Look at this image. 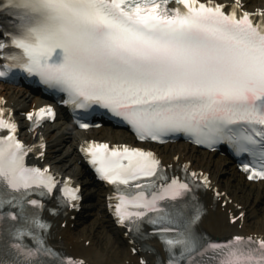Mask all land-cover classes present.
Here are the masks:
<instances>
[{"label": "snow or ice", "instance_id": "snow-or-ice-1", "mask_svg": "<svg viewBox=\"0 0 264 264\" xmlns=\"http://www.w3.org/2000/svg\"><path fill=\"white\" fill-rule=\"evenodd\" d=\"M0 14L12 18L11 27L0 23V77H35L66 94L62 103L74 112L106 110L141 140L184 134L209 148L226 142L236 155H247L239 164L246 176L264 180V6L249 9L245 0H175V6L170 0H0ZM25 115L35 128L54 109L44 105ZM17 127L0 106L6 133L0 134V264H88L48 243L43 197L57 181L48 165L27 162L34 146L18 138ZM43 147L41 137L37 155ZM82 151L99 176L117 186V222L143 239L159 238L167 253L160 264H264V234L214 240L200 231L207 208L198 192L213 188L207 173L189 172L185 163L183 177L169 175L153 151L126 144L92 141ZM62 184L59 204L79 207V185L68 178ZM213 194L229 202L218 189ZM141 264L148 262L141 258Z\"/></svg>", "mask_w": 264, "mask_h": 264}, {"label": "bare ground", "instance_id": "bare-ground-1", "mask_svg": "<svg viewBox=\"0 0 264 264\" xmlns=\"http://www.w3.org/2000/svg\"><path fill=\"white\" fill-rule=\"evenodd\" d=\"M254 2L257 3L258 0ZM3 91L8 97L16 99L14 106H18L21 100L29 96L25 90L15 86L5 85ZM44 133L48 139L46 160L82 182L85 201L88 200L85 203L86 211L90 210L93 213L97 211L96 214H100L99 217H94L81 211L74 220L73 226L59 228L55 237L62 244H69L77 253L83 254L96 264H136L126 241L119 234V229L106 214L102 195L104 189L93 182L77 151L79 138L90 134L83 132L80 135L79 132L73 131L67 122L60 123V121L47 125ZM93 133L103 138L111 137L115 141H122L124 136H127L124 130L109 127L93 130ZM159 147L167 150V157L179 152L182 157L194 160L195 165L208 169L217 183L227 189L234 200L242 202L243 208H246L243 231L264 233V187L260 188L259 185L243 180L226 158L194 148L188 143H167ZM202 227L210 229L215 234H228L237 229L236 225L226 223V215L220 212L219 208L216 211H209ZM60 235L61 239H59ZM87 239H90L88 245L84 242Z\"/></svg>", "mask_w": 264, "mask_h": 264}]
</instances>
